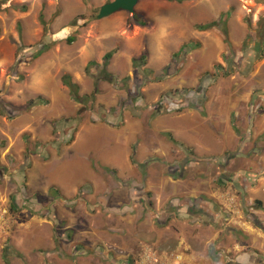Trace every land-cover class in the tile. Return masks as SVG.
Returning a JSON list of instances; mask_svg holds the SVG:
<instances>
[{
    "label": "rangeland",
    "instance_id": "rangeland-1",
    "mask_svg": "<svg viewBox=\"0 0 264 264\" xmlns=\"http://www.w3.org/2000/svg\"><path fill=\"white\" fill-rule=\"evenodd\" d=\"M112 1L0 0V206L7 205L11 216L9 235L0 232V264H117L101 250H81L70 241L60 249L56 243L52 250V213L44 206L35 209L38 199L27 192L32 167L47 164L51 150L73 142L82 118L87 124L118 128L124 116L134 117L129 113L137 111L145 132L158 117L171 120L183 112L213 117L220 131L223 123L230 124L240 145L225 158L215 156L211 173L232 181L246 203L244 190H264V51L256 46L264 41V0H144L134 14L120 11L98 19L101 7ZM136 20L149 26H139ZM216 22L227 23L228 42L221 28L198 29ZM112 51L107 70L115 82L103 73L104 56ZM143 51L146 64L133 66V58ZM76 71L83 76V90L97 91L82 103L72 99L63 83L65 75ZM149 89L159 99L148 100ZM56 95L67 100L66 109L74 115L71 129L65 130L66 121L57 122L61 98ZM41 96L49 105L16 111ZM158 136L176 152L170 161L186 158V149L182 154L172 136ZM208 140L204 138L205 145ZM104 143L108 145L102 139ZM143 185L136 187L142 190ZM245 209L250 216L246 221L263 241V205L253 201ZM88 214L97 227L107 226L112 216L94 209ZM250 249L259 259L249 263L264 264V254ZM235 254L208 258L209 264H233Z\"/></svg>",
    "mask_w": 264,
    "mask_h": 264
},
{
    "label": "crops",
    "instance_id": "crops-1",
    "mask_svg": "<svg viewBox=\"0 0 264 264\" xmlns=\"http://www.w3.org/2000/svg\"><path fill=\"white\" fill-rule=\"evenodd\" d=\"M164 57L165 61L169 58L167 53ZM116 65L112 64L111 68L115 69ZM68 76L79 87L82 97L96 95L95 88L91 92L83 90V76L77 71ZM151 90L147 99H159ZM39 98L45 101L40 105H49L50 100ZM57 104V122L66 121L65 130L71 129L74 115L66 109L67 100L61 98ZM132 112L129 115L134 117L124 116L125 123L118 128L106 123L87 124L82 118L73 142L55 147L49 154L50 162L34 165L30 170L27 192L34 200L38 199L35 209L44 206L42 209L52 213L51 225L56 230L50 248H57V243L60 249V244L67 245L70 241L81 250H101L106 253L105 259L115 260L117 264H137L146 247L165 255L182 254L184 264H209L208 258L217 260L236 251L233 264L257 261L258 254L249 250L264 254V240L261 241L258 229L246 221L250 216L245 206L258 201L264 209V190H244L249 196L246 203L232 181L227 178L222 181L210 171L216 157L225 158L240 145L230 124L223 123L220 131L213 117L207 120L183 112L171 120L158 117L143 132L138 112ZM160 133L172 136L181 146L182 154L183 148L186 149L183 161L179 158L170 161L175 159L176 152L160 139ZM205 137L209 145L204 144ZM102 139L108 145L102 144ZM143 181V189L138 190L136 186ZM225 192L237 196L243 220L231 221L225 214L221 205ZM92 209L112 215L107 226L90 223L94 216L88 210ZM129 211L134 214L128 215ZM2 212H7V216L0 219V224L7 226L5 231L0 228V232L9 235L11 216L7 205L0 206ZM250 212L256 213L253 208ZM260 217L264 219V212ZM231 241L237 246L230 247Z\"/></svg>",
    "mask_w": 264,
    "mask_h": 264
},
{
    "label": "trees",
    "instance_id": "trees-1",
    "mask_svg": "<svg viewBox=\"0 0 264 264\" xmlns=\"http://www.w3.org/2000/svg\"><path fill=\"white\" fill-rule=\"evenodd\" d=\"M168 2H177V3H183L185 1H189V0H166ZM136 24L139 25V26H142V27H147L149 26V24L145 21H139V20H136ZM221 28L223 30V33L226 37V41L228 42V28H227V23L226 22H216V23H213V24H210V25H205V26H199L198 29L200 31H207L209 29H212V28ZM74 40L73 39H69V43H73ZM257 49L261 50V52L263 53L264 51V41L260 44L258 43L257 45ZM187 47V45H185L183 49H185ZM196 47V46H195ZM115 54V51H112V52H109L107 53L105 56H104V75L108 77V79L111 81V82H115V77L110 74L107 70V67L109 65V62L110 60L113 58ZM146 60H147V52L143 53L142 56L138 57V58H134L133 59V64L134 66H139V65H145L146 64ZM92 64H95L97 65L96 62H92ZM63 83L65 86H67L70 90V93L72 95V99H74L76 102L78 103H82L85 101V97H82L80 94H79V87L74 84L71 80V77L68 76V75H65L63 77ZM96 94H97V91H96ZM42 98H38L37 100H31L28 102V105L25 107V108H16V111L19 112L20 114L23 113V112H27L29 110H31L32 108L36 107L37 105H40L41 103H45L42 102ZM72 143V142H70ZM69 143V144H70ZM16 199L14 198L13 199V202L15 203Z\"/></svg>",
    "mask_w": 264,
    "mask_h": 264
},
{
    "label": "built area",
    "instance_id": "built-area-1",
    "mask_svg": "<svg viewBox=\"0 0 264 264\" xmlns=\"http://www.w3.org/2000/svg\"><path fill=\"white\" fill-rule=\"evenodd\" d=\"M223 202L221 205L226 212L225 214L230 217V220H243L241 206L237 202V196L232 193H223ZM7 212L0 213V219L6 215ZM4 219V218H3ZM241 222V221H240ZM2 230H6L7 224H0ZM187 252V251H186ZM184 264V257L182 254H160L150 247L142 250L137 264Z\"/></svg>",
    "mask_w": 264,
    "mask_h": 264
},
{
    "label": "water",
    "instance_id": "water-1",
    "mask_svg": "<svg viewBox=\"0 0 264 264\" xmlns=\"http://www.w3.org/2000/svg\"><path fill=\"white\" fill-rule=\"evenodd\" d=\"M141 1L144 0H114L101 7L98 19L101 20L107 18L120 11H126L131 14H134L135 8L139 5Z\"/></svg>",
    "mask_w": 264,
    "mask_h": 264
}]
</instances>
